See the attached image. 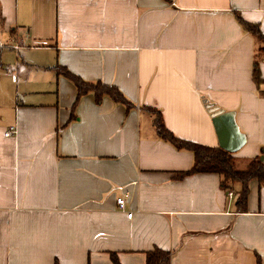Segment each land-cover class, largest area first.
Returning <instances> with one entry per match:
<instances>
[{"label":"crops","instance_id":"0c3cea01","mask_svg":"<svg viewBox=\"0 0 264 264\" xmlns=\"http://www.w3.org/2000/svg\"><path fill=\"white\" fill-rule=\"evenodd\" d=\"M238 18L264 33V0H0V264H147L156 248L171 264H264V186L249 182L240 212L239 183L177 179L194 156L145 109L213 148L206 105L232 112L234 156L264 157V54ZM59 69L131 107L78 98Z\"/></svg>","mask_w":264,"mask_h":264},{"label":"trees","instance_id":"16d2710c","mask_svg":"<svg viewBox=\"0 0 264 264\" xmlns=\"http://www.w3.org/2000/svg\"><path fill=\"white\" fill-rule=\"evenodd\" d=\"M238 19L243 28L261 45L259 56L264 54V33L260 26L247 23L241 18ZM59 72L74 82L77 87L78 98L84 97L93 92L96 95L97 100H101L103 97L108 96L117 103H123L128 105V107H131L130 102L127 101L123 94L114 86L84 82L81 78L71 74L65 69H59ZM254 77L259 84L261 82L259 61L255 64ZM145 109L155 116L154 126L160 139L170 143L178 150L189 151L194 156L192 168L187 172L178 174L177 179L198 174H218L223 177V184L225 187L228 185L225 179L232 183H239L242 188L239 192L237 207L240 212H245L249 196V182L257 180L264 186V161L261 160V156L245 160V166L242 169H239L238 164L240 160L237 159L234 154L221 147H207L177 138L166 127L162 113L159 110L150 107H145ZM172 255L173 254L169 251L156 248L153 251L148 252L147 264H171ZM114 261L116 264H119L116 258H114ZM258 264H262L260 259L258 260Z\"/></svg>","mask_w":264,"mask_h":264},{"label":"water","instance_id":"95a60500","mask_svg":"<svg viewBox=\"0 0 264 264\" xmlns=\"http://www.w3.org/2000/svg\"><path fill=\"white\" fill-rule=\"evenodd\" d=\"M206 107L214 121L220 120L221 122L220 128L216 126L219 146L232 154L237 153L245 145L246 140L243 134L239 132L238 126L235 123L234 113H224L219 108L211 106L210 104H207ZM261 160L264 161L263 156Z\"/></svg>","mask_w":264,"mask_h":264},{"label":"built area","instance_id":"2783aa9c","mask_svg":"<svg viewBox=\"0 0 264 264\" xmlns=\"http://www.w3.org/2000/svg\"><path fill=\"white\" fill-rule=\"evenodd\" d=\"M18 135V128L17 126H12L10 127L6 132H5V137L10 138V137H15ZM126 198L125 197H119L117 198V205L121 211H126ZM129 218H132V214H128Z\"/></svg>","mask_w":264,"mask_h":264},{"label":"rangeland","instance_id":"374dc122","mask_svg":"<svg viewBox=\"0 0 264 264\" xmlns=\"http://www.w3.org/2000/svg\"><path fill=\"white\" fill-rule=\"evenodd\" d=\"M226 113H229V112H226ZM213 123H214V125H215V127L217 126V128H220L221 127V122H220V120L218 121V120H215L214 121V119H213ZM216 123V124H215ZM243 134V133H242ZM243 136H244V138H245V140H246V136H245V134H243ZM241 139H243V138H241ZM220 147V146H219ZM236 154V153H235ZM263 155H261V157H262ZM245 166V161L244 160H240V162H239V164H238V168L239 169H242L243 167ZM225 181L228 183V184H230V183H232L231 181H229V180H227V179H225Z\"/></svg>","mask_w":264,"mask_h":264}]
</instances>
